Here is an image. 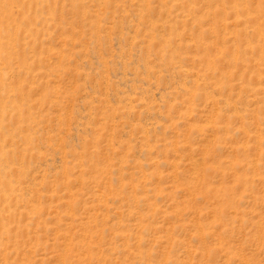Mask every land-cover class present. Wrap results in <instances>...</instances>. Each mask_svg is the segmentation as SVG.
Here are the masks:
<instances>
[{
  "label": "rangeland",
  "instance_id": "rangeland-1",
  "mask_svg": "<svg viewBox=\"0 0 264 264\" xmlns=\"http://www.w3.org/2000/svg\"><path fill=\"white\" fill-rule=\"evenodd\" d=\"M0 264H264V0H0Z\"/></svg>",
  "mask_w": 264,
  "mask_h": 264
}]
</instances>
